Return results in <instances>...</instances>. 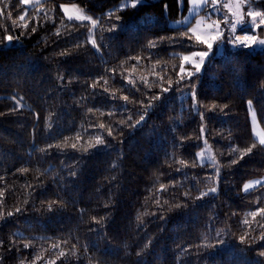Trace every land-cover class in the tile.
<instances>
[{"label":"trees","instance_id":"trees-1","mask_svg":"<svg viewBox=\"0 0 264 264\" xmlns=\"http://www.w3.org/2000/svg\"><path fill=\"white\" fill-rule=\"evenodd\" d=\"M123 1L44 0L27 8L21 0H0V40L20 37L0 47V214L6 218L0 219V264H260L264 241L241 244L239 237L255 240L264 224L261 216L249 215L264 207V188L242 193L248 180L264 175V148L247 106L251 99L264 130V90L257 87L264 51L227 45L211 56L200 79L192 78L193 101L190 88H176L175 81L185 49L204 46L186 41L183 33L192 24H170L187 12L189 0H143L134 10L120 8ZM63 4L78 5L99 24L69 20ZM255 5L264 9V0ZM261 29L256 35H264ZM245 32L254 34L238 35ZM161 37L176 42L160 43ZM149 41L157 46L146 47ZM137 55L140 60L130 59ZM230 68L238 69L235 75ZM158 75L165 77L164 86L167 78L174 81L172 91L161 93ZM100 76L108 83L101 81L92 96L90 85ZM124 95L129 102L118 99ZM152 95L161 101H151ZM148 104L153 107L135 125ZM129 115L134 128L121 124ZM96 137L106 145L92 147ZM205 139L213 164L198 161ZM252 143L256 154L239 159L234 149ZM232 159L239 162L230 164ZM209 187L217 192L196 199ZM51 201L62 207L48 212Z\"/></svg>","mask_w":264,"mask_h":264},{"label":"snow or ice","instance_id":"snow-or-ice-1","mask_svg":"<svg viewBox=\"0 0 264 264\" xmlns=\"http://www.w3.org/2000/svg\"><path fill=\"white\" fill-rule=\"evenodd\" d=\"M32 2V0H21V3L24 5H28ZM189 2L196 7H200V6H205L207 7L209 4L212 5L213 9H217L218 7V0H189ZM245 2H247L248 7L253 8V6L256 3V0H235L234 5L232 3H228V4H224L222 5V7L227 8L228 9V13L230 14V17L226 14L225 17L223 18V20L221 19H216L213 20L210 23H207L206 28H204L202 30L201 25L204 23L203 20H198L196 22V26L195 27H190L187 31H185L183 33L184 37L186 38V41L188 42L189 45H191V43L194 41L196 44L198 45H202L204 46L203 50H196L193 51L191 50V47H187L185 50L188 51L189 54L183 55L182 56V61L183 63L180 65L179 67V72L177 73L178 79L175 81V86L176 88H179L181 86V84H185L186 86H188L191 90V97L193 99V101H195L197 99V92L195 91V88L197 87V83L196 81H194L192 78L193 77H197V80L200 79V77L197 74L202 73V71L205 70V63L206 61L209 60L210 54L213 52L214 46L217 45L218 42L221 41H227L228 44H230L232 47L235 48H245V49H253L254 46L256 45H261L264 46V39L260 38V36L256 35V34H248L247 32H245V34L243 35H236L235 33L237 32V26L241 25L244 23L245 21V14L244 12L241 10V5L245 4ZM143 3V0H127V2L123 5L124 8H131V9H136L139 5H141ZM178 5L181 3V0H177ZM64 9L65 14L67 15L69 20H78V21H85V20H89L91 22V25L93 26V28H95L98 24L99 21L96 19H92V17L90 16H85V15H75L73 16L70 12H69V8L67 6H62ZM168 9V5H164V10L167 11ZM3 8H0V14H3ZM27 15V12H25L24 15L19 16V20L20 21H25V16ZM248 17L251 18V22L254 28L259 29L261 27V25H264V9L262 10H251L248 11L246 14ZM117 19H120L119 17H117ZM223 23L224 27H221V24ZM13 26H15V21H13ZM22 29H26L27 28V23H23L21 25ZM225 28H227L228 32L230 33L229 35H225ZM243 31V29H241ZM262 31H264V29H261ZM32 31L35 32L36 29L32 28ZM107 31L109 32H114L115 29L114 27H109L107 29ZM57 35H59V33H57ZM20 39V37L18 36H14L11 34L5 35L3 37L2 40H0V47H7L8 44L13 43L14 40L18 41ZM89 39L91 42V45L94 49H96L97 51H99L100 49V45L97 44V41L95 38L92 37V35H89ZM165 42H169V43H174L176 42L174 40V38L171 37H161L160 38V43H165ZM181 44L183 46L184 42L181 41ZM157 46V42L155 41H149V43L146 45V47L148 48H155ZM76 47H79V44L76 45ZM67 53L65 52H60L59 55L64 56ZM130 59L132 60H140L141 57L139 55L137 56H133L130 57ZM231 63V61L229 62ZM190 64L192 66V70H187L185 68V65ZM115 69H112L113 74H115ZM229 75H235V73L238 71L237 68H230L229 70ZM122 75V74H121ZM101 81H103L104 85H107L108 80L105 79L104 76H100L98 79H96L91 85L90 88L93 90L91 95L95 96L98 93L95 91V89H97V86L100 85ZM160 85V91L161 93H169L170 91H172V85L174 83V81L171 78H167V85L168 86H164V82H165V77L159 76L158 75V81H157ZM127 83L129 85H132L133 87H135V81L131 78L127 79ZM146 83V81H145ZM257 87L259 89L264 90V78H262L260 81L257 82ZM137 92L139 91L138 88L135 89ZM103 92H108V89L106 87L102 88ZM115 98V97H113ZM161 96L158 95H152L150 97L151 101H157L160 102L161 101ZM13 99H15V97H13ZM118 99H122L124 102H129L130 97L128 95H124L122 97H119ZM133 103H135V101H133ZM143 100L140 101V104H143ZM19 105V101H17V106ZM158 106V104L156 105ZM197 107V109L199 110V105H195ZM247 106L249 109L252 108L253 106V101L251 99L247 100ZM153 105L152 104H148L146 105L143 109H141V114L139 115V118L135 121V125L140 124L142 121H144L145 119V114L147 112V110L149 108H152ZM218 106L216 104H212L211 105V109L212 110H217ZM228 108V105L225 104L223 105L222 108H219V112L223 113V110ZM13 112L16 111V108L14 107L12 109ZM89 112L92 111L91 108L88 109ZM0 115H3V113H0ZM109 115H111V113H109ZM201 116V121L203 120V116L204 113L201 112L200 113ZM133 117L131 115H129L127 117V121H121L122 125H126L127 127L130 128H134L135 125L131 124L130 122L132 121ZM253 119H255V113H253ZM99 127L101 129L105 128L104 124H100ZM205 131V128L203 126V123H201L200 126V132L203 133ZM120 133H123V128L120 129ZM107 135L108 136H112L113 135V131L111 128L107 129ZM205 146H207L208 141L205 139L204 141ZM90 145L92 147H96L97 145L103 146L106 145V141L104 139H102L101 137H96L95 139V143L93 144L91 141H89ZM259 144L262 146V148H264V137H261L259 139ZM64 147H66L67 145H63ZM53 147L52 144L48 145V148L51 149ZM56 148H60L62 147V145L57 144L55 145ZM71 148L72 149H76L77 148V144L76 143H72L71 144ZM254 149H257V145L255 143H252L250 146H245L243 149H234L235 154L239 157V159H243L244 156L248 155V154H256L254 153ZM41 151H44L43 149ZM259 151V150H257ZM200 158V161H203L204 158V153L201 151L200 153L197 154ZM239 162L238 159H232L230 161V164H237ZM181 164H184L185 161H180ZM21 171L26 172L28 171L27 168L21 169ZM71 175H75L76 173L73 171L70 173ZM219 168H217V172L216 175L219 176ZM257 185H259L261 188H264V181L261 180H254V181H249L248 183H245L243 185V192L244 193H248L250 189L255 188ZM163 187V186H162ZM217 192V188L216 187H209L207 192H201L199 197H196V199H201L204 196H207L209 193H216ZM3 193H0V196H2ZM184 196L185 197H190V192L189 191H185L184 192ZM159 203V202H157ZM57 205V209L53 208V205ZM62 207V205L60 204V202L58 201H51L48 203L47 205V211L48 212H53L55 210H59V208ZM175 207L177 209L181 208L182 205L181 204H176ZM183 207H188L187 204L183 205ZM24 209H21L19 207L15 208V212L16 213H23ZM235 215V214H233ZM249 215L253 218L257 217V216H261L262 219H264V207H259L256 211H252L249 213ZM8 216H13V212H9ZM0 219H6L2 214H0ZM93 220H96L95 217L92 218ZM97 224L100 223V221H96ZM245 226H248L249 228L251 227L249 224V221L247 219H245L243 221ZM261 227V233L260 235L255 238V240H249L248 239V235L247 234H243L240 235L239 240L241 244H252L254 242H256V240L259 241H264V224L260 225ZM220 234L217 233V236H219ZM220 244H224L225 241L220 240L219 241ZM28 245H25V247H27ZM206 247H213V245H206ZM60 256H65L64 252H60L59 253ZM139 255V253H138ZM258 257L264 258V246H262V249L260 251L257 252ZM70 259V258H69ZM21 264H23V262H21ZM65 264H67V260L65 261ZM260 264H264V260H262L260 262Z\"/></svg>","mask_w":264,"mask_h":264},{"label":"rangeland","instance_id":"rangeland-1","mask_svg":"<svg viewBox=\"0 0 264 264\" xmlns=\"http://www.w3.org/2000/svg\"><path fill=\"white\" fill-rule=\"evenodd\" d=\"M43 1L44 0H32V2L30 4L24 5V6H26L27 8L33 7L35 5L40 4ZM257 1H259V0H256V2ZM126 2H127V0H124L120 4V8H124L123 5ZM234 2H235V0H218L217 9H213L211 4H209L207 7H205V6L196 7V6H193L189 2V7H188L187 12L181 18H179L177 20H172L170 24H171V26H174V27H186V26L192 24L191 27H195L196 26V22L198 20H203L204 23L201 25V28L203 30L204 28H206L207 23H210V22H212L213 20H216V19L223 20V18L225 17L226 14L229 16V18H231L230 14L228 13V9L222 7V5L228 4V3H232L234 5ZM62 6H67L69 8V12L73 16H75V15L88 16L76 4H63ZM254 9L255 10H262L259 7H257L256 5H254L253 8L248 7L247 2H245V4H243V5H241V10L245 14V21H244L243 24L237 26V32L235 33L236 35H238L240 33L241 29H243V31L244 30L251 31L254 34H256L259 31L260 28H264V25H261V27L259 29L254 28L253 25H252V22H251V18L246 15L248 11H251V10H254ZM62 10L64 12L63 7H62ZM64 14H65V12H64ZM65 16L67 17L66 14H65ZM73 20H75V19H73ZM76 21H78V20H76ZM85 21H89V20H85ZM80 22H83V21H80ZM221 27H224L223 23L221 24ZM229 34L230 33L228 32L227 28H225V35H229ZM260 38L264 39V35L260 36ZM11 44L12 43L8 44V46H10ZM227 45L232 47L230 44H228V42L226 40L218 42L217 45L214 46L213 52L210 54V57L213 56L214 54H222L224 52V49H225V47ZM232 48H234V47H232ZM253 49L257 50V51H264V46L256 45V46H254ZM215 50H216V52H215ZM186 54H189V53H185L183 55H186ZM182 63H183V61H182ZM187 66H191V65L190 64L185 65V68ZM187 70H192V66H191V68H189ZM202 73H203V71H202ZM202 73H200V74H202ZM249 112H250V120H251V124H252V130H253L254 137L259 141V139L261 137H264V130H263V128H262V126H261V124L259 122L256 110H255V108L253 106H252L251 109H249ZM253 113H255V119H253ZM201 151L204 153V158H203V161L201 162L200 158L198 156V161H199L200 164H213V163H215L216 159H215V155H214L213 149L211 148V146L208 143H207V146H205V144H203L202 148L198 151V153H200ZM254 180L264 181V175L260 176V177L253 178L251 180H248L246 183H248L249 181H254ZM258 186L259 185H257L256 187H258ZM253 189H250L249 192L252 191ZM242 193H244L243 189H242Z\"/></svg>","mask_w":264,"mask_h":264}]
</instances>
